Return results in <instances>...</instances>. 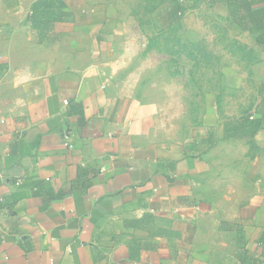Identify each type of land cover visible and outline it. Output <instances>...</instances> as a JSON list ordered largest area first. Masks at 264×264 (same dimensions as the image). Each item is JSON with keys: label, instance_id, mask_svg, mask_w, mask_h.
<instances>
[{"label": "crops", "instance_id": "obj_1", "mask_svg": "<svg viewBox=\"0 0 264 264\" xmlns=\"http://www.w3.org/2000/svg\"><path fill=\"white\" fill-rule=\"evenodd\" d=\"M35 1L0 0V264H264V123L224 139L207 108L184 137L159 130L98 64L105 7L87 13L91 43L75 27L46 46ZM230 25L251 49L259 118L264 45Z\"/></svg>", "mask_w": 264, "mask_h": 264}, {"label": "rangeland", "instance_id": "obj_2", "mask_svg": "<svg viewBox=\"0 0 264 264\" xmlns=\"http://www.w3.org/2000/svg\"><path fill=\"white\" fill-rule=\"evenodd\" d=\"M64 2L69 12H81L80 26L75 19L58 24L53 38L63 40L75 27H84L81 40L91 43L87 13L93 6L105 7L96 22L101 28L94 39L101 44L98 64L113 91L135 103L159 130L184 137L201 125L207 108L226 123L251 115L257 102L251 49L234 39L222 9L205 0ZM177 2L182 10L172 22Z\"/></svg>", "mask_w": 264, "mask_h": 264}, {"label": "trees", "instance_id": "obj_3", "mask_svg": "<svg viewBox=\"0 0 264 264\" xmlns=\"http://www.w3.org/2000/svg\"><path fill=\"white\" fill-rule=\"evenodd\" d=\"M195 1V0H189ZM211 4H220L227 9L225 22L237 26L242 31H247L255 36L259 45H264V0H211ZM182 5L175 4L172 10V22H177V15L180 14ZM74 16L67 10L63 0H37L32 3L27 17V22L33 33L36 35L38 44L51 46L57 42L53 38L55 27L68 21H73ZM5 66L0 65V74ZM260 106L263 111L259 118L247 115L234 122H224V139L251 138L263 127L264 123V99H261ZM208 136L207 145H211Z\"/></svg>", "mask_w": 264, "mask_h": 264}, {"label": "built area", "instance_id": "obj_4", "mask_svg": "<svg viewBox=\"0 0 264 264\" xmlns=\"http://www.w3.org/2000/svg\"><path fill=\"white\" fill-rule=\"evenodd\" d=\"M67 102H64V104L66 105Z\"/></svg>", "mask_w": 264, "mask_h": 264}]
</instances>
